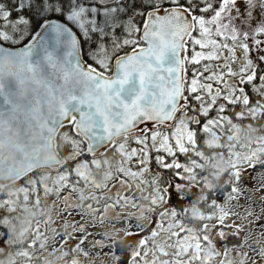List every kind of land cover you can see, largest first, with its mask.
<instances>
[{"label":"snow or ice","instance_id":"snow-or-ice-1","mask_svg":"<svg viewBox=\"0 0 264 264\" xmlns=\"http://www.w3.org/2000/svg\"><path fill=\"white\" fill-rule=\"evenodd\" d=\"M0 181V264H264V0H0Z\"/></svg>","mask_w":264,"mask_h":264},{"label":"trees","instance_id":"trees-1","mask_svg":"<svg viewBox=\"0 0 264 264\" xmlns=\"http://www.w3.org/2000/svg\"><path fill=\"white\" fill-rule=\"evenodd\" d=\"M257 171H259V170L257 169ZM249 175L250 176L251 175H255V173H252V174H249ZM245 183L248 184L249 187H250L253 184V180H251L249 178H246ZM31 211H32V209H28L26 212H23L22 213V218H26L27 215H29ZM54 211H55V209H54ZM48 253L50 254V252H48ZM4 258H5L4 256H0V259H4ZM55 260L56 261H54L53 259H50L49 261H51V264H61V262L59 260H57V259H55Z\"/></svg>","mask_w":264,"mask_h":264},{"label":"rangeland","instance_id":"rangeland-1","mask_svg":"<svg viewBox=\"0 0 264 264\" xmlns=\"http://www.w3.org/2000/svg\"><path fill=\"white\" fill-rule=\"evenodd\" d=\"M253 182H255L254 180H253ZM241 201L243 202V198H241ZM247 226V225H246ZM117 227H119V225H117ZM44 256L48 259V260H50V259H53L54 261H56L55 259H56V254L55 253H44Z\"/></svg>","mask_w":264,"mask_h":264},{"label":"flooded vegetation","instance_id":"flooded-vegetation-1","mask_svg":"<svg viewBox=\"0 0 264 264\" xmlns=\"http://www.w3.org/2000/svg\"><path fill=\"white\" fill-rule=\"evenodd\" d=\"M255 182H253V184H254ZM251 187V186H250Z\"/></svg>","mask_w":264,"mask_h":264},{"label":"water","instance_id":"water-1","mask_svg":"<svg viewBox=\"0 0 264 264\" xmlns=\"http://www.w3.org/2000/svg\"><path fill=\"white\" fill-rule=\"evenodd\" d=\"M0 182H4V181H0Z\"/></svg>","mask_w":264,"mask_h":264}]
</instances>
